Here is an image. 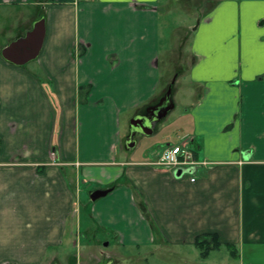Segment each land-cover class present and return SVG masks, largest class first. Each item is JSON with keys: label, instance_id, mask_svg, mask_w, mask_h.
I'll list each match as a JSON object with an SVG mask.
<instances>
[{"label": "crops", "instance_id": "crops-1", "mask_svg": "<svg viewBox=\"0 0 264 264\" xmlns=\"http://www.w3.org/2000/svg\"><path fill=\"white\" fill-rule=\"evenodd\" d=\"M156 4L0 0V264H64L78 184L108 190L85 224L120 247L174 255L211 233L234 264L264 255V0L199 21L183 93L161 81ZM171 117L159 156L184 144L207 163L180 178L133 159ZM211 253L197 264H228Z\"/></svg>", "mask_w": 264, "mask_h": 264}, {"label": "rangeland", "instance_id": "rangeland-1", "mask_svg": "<svg viewBox=\"0 0 264 264\" xmlns=\"http://www.w3.org/2000/svg\"><path fill=\"white\" fill-rule=\"evenodd\" d=\"M219 1L221 0H157L155 8L159 15L161 43L159 66L163 85L172 84V88L178 89L179 93H183L188 88L187 73L191 62L189 46L194 29ZM178 102L188 104L190 100L182 96ZM182 110L183 107L178 104L176 114L181 113ZM174 122L173 117H171L162 123L159 132L152 136L137 135L140 144L133 155V159H158L160 147L163 146L167 137L169 141L174 143L176 136L181 135L176 132L177 127L174 126ZM125 128L122 127L123 133L126 132ZM91 189L93 188L87 189L86 186H79L78 184L74 191L73 216L81 230L78 226L77 232L74 234L75 245H71L65 250L67 254L59 256L61 260L64 257L67 258L64 260V264H81L83 259L89 261L90 264H104L108 260H111L113 264H197V262H202L197 250L183 249L179 250L178 254L173 255L171 252L154 253L149 248H123L117 244L114 236H108L102 230L90 228V224H85V220H90L85 205L90 202L89 191ZM81 246L88 250L87 256L82 255ZM188 255L190 260L194 262L189 259L185 262V257ZM225 256L228 258L227 250L221 248L211 253L210 261L222 262L225 260ZM247 259L253 260V264H264V255L256 254L248 256ZM228 264L234 263L228 258Z\"/></svg>", "mask_w": 264, "mask_h": 264}, {"label": "built area", "instance_id": "built-area-1", "mask_svg": "<svg viewBox=\"0 0 264 264\" xmlns=\"http://www.w3.org/2000/svg\"><path fill=\"white\" fill-rule=\"evenodd\" d=\"M206 162L196 159L194 151L184 144H171L166 146L160 157L151 165L158 169H167L171 172L177 170H195L198 167L206 166ZM187 172H185L186 174ZM191 181H194L192 179Z\"/></svg>", "mask_w": 264, "mask_h": 264}, {"label": "trees", "instance_id": "trees-1", "mask_svg": "<svg viewBox=\"0 0 264 264\" xmlns=\"http://www.w3.org/2000/svg\"><path fill=\"white\" fill-rule=\"evenodd\" d=\"M193 245L199 252V257L202 260L207 259L211 252L219 250L222 246L217 235L211 233L196 236ZM225 247L228 249L230 257L236 259L237 253L235 248L229 244H226Z\"/></svg>", "mask_w": 264, "mask_h": 264}, {"label": "water", "instance_id": "water-1", "mask_svg": "<svg viewBox=\"0 0 264 264\" xmlns=\"http://www.w3.org/2000/svg\"><path fill=\"white\" fill-rule=\"evenodd\" d=\"M165 113H167V109H166ZM185 172L189 173V172H191V170H187V171L177 170L175 172V177L176 178H180L183 174H185ZM107 193H108V190H95L94 192H92L90 194V200L91 201H95V200L105 196Z\"/></svg>", "mask_w": 264, "mask_h": 264}]
</instances>
